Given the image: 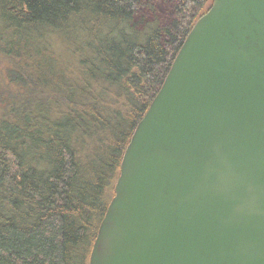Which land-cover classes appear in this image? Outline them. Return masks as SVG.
Here are the masks:
<instances>
[{"label": "trees", "instance_id": "16d2710c", "mask_svg": "<svg viewBox=\"0 0 264 264\" xmlns=\"http://www.w3.org/2000/svg\"><path fill=\"white\" fill-rule=\"evenodd\" d=\"M212 3L0 0V264H88L125 148Z\"/></svg>", "mask_w": 264, "mask_h": 264}, {"label": "water", "instance_id": "95a60500", "mask_svg": "<svg viewBox=\"0 0 264 264\" xmlns=\"http://www.w3.org/2000/svg\"><path fill=\"white\" fill-rule=\"evenodd\" d=\"M88 264H264V0H213L125 148Z\"/></svg>", "mask_w": 264, "mask_h": 264}, {"label": "rangeland", "instance_id": "374dc122", "mask_svg": "<svg viewBox=\"0 0 264 264\" xmlns=\"http://www.w3.org/2000/svg\"><path fill=\"white\" fill-rule=\"evenodd\" d=\"M56 47V45H55ZM58 55V54H57ZM10 66V64L8 63V61L6 60L5 57L0 55V97H5V95L3 94L6 90V81H7V70L6 68ZM3 107H2V103H0V113L2 112Z\"/></svg>", "mask_w": 264, "mask_h": 264}]
</instances>
